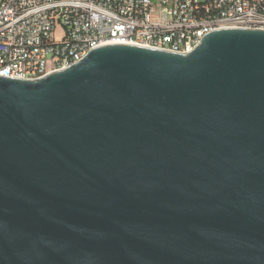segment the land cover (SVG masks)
I'll return each mask as SVG.
<instances>
[{
	"label": "water",
	"instance_id": "water-1",
	"mask_svg": "<svg viewBox=\"0 0 264 264\" xmlns=\"http://www.w3.org/2000/svg\"><path fill=\"white\" fill-rule=\"evenodd\" d=\"M0 264H264V30L0 76Z\"/></svg>",
	"mask_w": 264,
	"mask_h": 264
},
{
	"label": "built area",
	"instance_id": "built-area-1",
	"mask_svg": "<svg viewBox=\"0 0 264 264\" xmlns=\"http://www.w3.org/2000/svg\"><path fill=\"white\" fill-rule=\"evenodd\" d=\"M230 20L263 25L264 0H0V76L37 80L110 44L192 52L204 35Z\"/></svg>",
	"mask_w": 264,
	"mask_h": 264
},
{
	"label": "bare ground",
	"instance_id": "bare-ground-1",
	"mask_svg": "<svg viewBox=\"0 0 264 264\" xmlns=\"http://www.w3.org/2000/svg\"><path fill=\"white\" fill-rule=\"evenodd\" d=\"M223 28H246V29H262L263 25H258L252 21H243V20H230L228 23H221V29ZM208 35V34H206ZM204 35V37L206 36ZM125 44V37H120L119 35H112L110 37V44ZM153 49H160V42H153ZM169 52L179 53L182 52V44H175L173 47H169ZM89 53H82V60ZM65 70V63H58V65L52 66V73Z\"/></svg>",
	"mask_w": 264,
	"mask_h": 264
}]
</instances>
